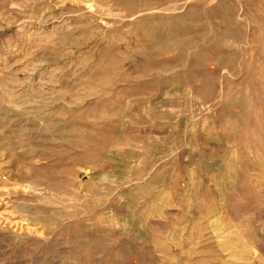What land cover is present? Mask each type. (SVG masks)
Listing matches in <instances>:
<instances>
[{"label": "rangeland", "instance_id": "obj_1", "mask_svg": "<svg viewBox=\"0 0 264 264\" xmlns=\"http://www.w3.org/2000/svg\"><path fill=\"white\" fill-rule=\"evenodd\" d=\"M0 264H264V0H0Z\"/></svg>", "mask_w": 264, "mask_h": 264}]
</instances>
